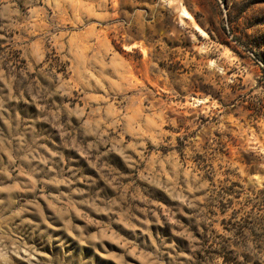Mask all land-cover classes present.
<instances>
[{
    "label": "rangeland",
    "instance_id": "rangeland-1",
    "mask_svg": "<svg viewBox=\"0 0 264 264\" xmlns=\"http://www.w3.org/2000/svg\"><path fill=\"white\" fill-rule=\"evenodd\" d=\"M0 264H264V0H0Z\"/></svg>",
    "mask_w": 264,
    "mask_h": 264
},
{
    "label": "bare ground",
    "instance_id": "bare-ground-1",
    "mask_svg": "<svg viewBox=\"0 0 264 264\" xmlns=\"http://www.w3.org/2000/svg\"><path fill=\"white\" fill-rule=\"evenodd\" d=\"M186 13V12H185ZM184 14V13H183ZM185 15V14H184Z\"/></svg>",
    "mask_w": 264,
    "mask_h": 264
}]
</instances>
